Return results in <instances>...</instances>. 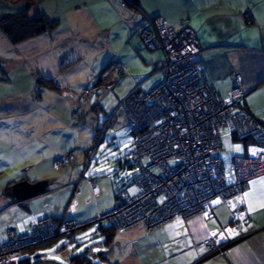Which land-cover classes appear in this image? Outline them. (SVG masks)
I'll list each match as a JSON object with an SVG mask.
<instances>
[{"label": "rangeland", "instance_id": "374dc122", "mask_svg": "<svg viewBox=\"0 0 264 264\" xmlns=\"http://www.w3.org/2000/svg\"><path fill=\"white\" fill-rule=\"evenodd\" d=\"M32 1V15L44 12L59 19L60 26L57 33L39 37V42L18 44L0 30V64L6 71L0 79V110L6 112L0 116V185L47 180L48 186L45 193L20 204L5 201L1 206L0 201V246L8 227L22 234L37 221L38 217H30L27 201L45 216L74 218L86 227L74 230L72 237L62 236L57 228L54 236L0 264H20L24 258L27 264H71V257L80 253L107 264L100 259L105 237L95 219L116 207V192L136 191L138 172L124 164L135 137L130 132L132 117L121 102L127 94L148 91L158 82L160 74L151 75L146 63L155 60L161 65L165 53L143 45L142 24L135 34L139 41L133 40L134 22L118 0ZM26 5V0H0V17ZM73 61L71 66L62 65ZM119 62L131 64L127 73L121 74ZM224 139L227 150L219 154L228 163L230 156L243 153L244 143ZM10 184L12 192L14 183ZM218 243L215 250H207L222 251Z\"/></svg>", "mask_w": 264, "mask_h": 264}, {"label": "built area", "instance_id": "2783aa9c", "mask_svg": "<svg viewBox=\"0 0 264 264\" xmlns=\"http://www.w3.org/2000/svg\"><path fill=\"white\" fill-rule=\"evenodd\" d=\"M118 3L125 8L131 0ZM183 23L177 29L164 17L146 18L139 32L145 46L161 49L165 58L158 84L131 92L121 102L133 120L136 136L130 161L139 172L137 191H123L116 207L95 219L115 230L138 225L153 229L200 214L213 217V200L229 199L264 175V122L245 105L243 78L234 77L227 96L212 87L200 65L201 39L186 20ZM225 130L248 146L247 153L234 155L228 165L219 154ZM83 226V221L44 216L22 234L8 228L0 262L16 259L22 250L54 236L57 228L70 235ZM218 242L211 238L205 246L215 250Z\"/></svg>", "mask_w": 264, "mask_h": 264}, {"label": "crops", "instance_id": "0c3cea01", "mask_svg": "<svg viewBox=\"0 0 264 264\" xmlns=\"http://www.w3.org/2000/svg\"><path fill=\"white\" fill-rule=\"evenodd\" d=\"M139 4V11L126 9L134 22L133 40L139 25L144 22V14L163 16L177 29L182 28L186 20L201 39L200 65L207 82L227 96L234 77L240 75L244 82L245 105L264 122V0H140ZM54 32L31 39L39 42V37ZM75 61L62 65L71 66ZM154 61L147 62V68H152L151 75L158 73L161 78V65ZM119 63L127 73L131 64ZM135 73V76L139 75ZM1 112L0 116L6 115ZM226 136L231 142L239 140L225 130L224 151L227 150ZM243 143L244 151L237 155L247 153V143ZM233 156L228 158V163L221 158L228 165ZM51 157L47 159L51 161ZM43 161L44 158L40 165ZM53 166L61 167L54 163ZM14 181L0 185L1 206L5 201H9V205L24 201L17 199L7 188ZM211 206L214 217L200 214L189 219L167 221L150 230L139 225L116 231L112 242L104 245L101 260L107 264H264V175L251 180L241 193L229 199L216 198ZM26 207L31 218L45 216L46 212L34 210L28 201ZM211 238L221 243L222 251L207 250L205 242Z\"/></svg>", "mask_w": 264, "mask_h": 264}, {"label": "trees", "instance_id": "16d2710c", "mask_svg": "<svg viewBox=\"0 0 264 264\" xmlns=\"http://www.w3.org/2000/svg\"><path fill=\"white\" fill-rule=\"evenodd\" d=\"M26 1H27V5L25 8H23L17 12L5 14L2 17H0V30L14 44L22 43L28 39H31L33 37L39 36V35L47 33V32H54L55 30H57V28L59 27V24H60L59 19L54 18V17H50L44 12L39 13L37 15H32L30 12V9H31L30 6H31V3H33L34 1H32V0H26ZM139 1L140 0H131V3H130V5H128V8L131 9L132 11H135V10L139 11L141 9ZM128 8L126 7L123 9H128ZM143 16L145 17V19L149 18L152 21L155 20L156 18L160 17V15L149 16V15H145V14ZM161 17H163V16H161ZM145 19H144V22L142 23V25L145 24ZM140 38H141V36H140ZM141 40H142V38H141ZM142 42H143V40H142ZM143 45L145 46L144 42H143ZM155 51H162V50L160 49V50H155ZM0 61H1V59H0ZM124 73H126V70L124 72H122L121 74H124ZM5 76H6V71H5V69H3V65L0 64V78L4 79ZM161 76H162V73H161ZM41 78L43 79L44 77H41ZM46 82L53 89H57V90L59 89V87L55 86V84L53 85L52 79H46ZM132 124H133V122H132ZM130 132L133 134L134 137L136 136L135 130H134V124L132 125V129ZM133 147H134V143H133ZM130 158H131V152L129 153L128 157H126L124 159V164L129 165L130 167H134V166L137 167L138 172H139V167L136 164H133L130 161ZM54 165H55V163H54ZM138 172L136 173L135 176H137ZM11 188H12V186L10 187V189ZM136 191H137V185H136ZM136 191L129 192V193L133 194ZM122 192L123 191L116 192V194H115L116 199L119 197V195ZM214 216H215V213H214ZM49 217L55 218L58 221L63 220L62 218H58V217H53V216H49ZM96 223L99 224L98 230H100V233H102V235H104V237H105L104 245H109L113 240V237L115 234L114 232L119 231V230H115L107 221H104V222H97L96 221ZM89 225H91V224H89ZM83 227H81V228H83ZM75 234H76V231L72 232L70 235L64 234L62 236L67 235V236L72 237ZM41 246H43V245H41ZM41 246H39V247H41ZM100 253L99 254H100V259H101V256L103 255V250ZM27 262H28V260L25 258L20 260V264H27ZM71 264H98V263L93 262L92 259L88 256V254L80 253V254H77V255H74L71 257Z\"/></svg>", "mask_w": 264, "mask_h": 264}, {"label": "water", "instance_id": "95a60500", "mask_svg": "<svg viewBox=\"0 0 264 264\" xmlns=\"http://www.w3.org/2000/svg\"><path fill=\"white\" fill-rule=\"evenodd\" d=\"M47 184V180H38L33 183L20 180L12 185V194L19 200L29 199L45 193Z\"/></svg>", "mask_w": 264, "mask_h": 264}]
</instances>
